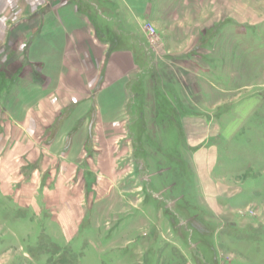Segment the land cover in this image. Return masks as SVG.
I'll list each match as a JSON object with an SVG mask.
<instances>
[{"label":"rangeland","instance_id":"obj_1","mask_svg":"<svg viewBox=\"0 0 264 264\" xmlns=\"http://www.w3.org/2000/svg\"><path fill=\"white\" fill-rule=\"evenodd\" d=\"M71 1L124 82L59 91L26 137L0 76V264H264V0Z\"/></svg>","mask_w":264,"mask_h":264},{"label":"crops","instance_id":"obj_2","mask_svg":"<svg viewBox=\"0 0 264 264\" xmlns=\"http://www.w3.org/2000/svg\"><path fill=\"white\" fill-rule=\"evenodd\" d=\"M57 1L0 0V49H4L5 52V54L3 52L1 54V58L4 57L5 59L0 62V76L5 75L3 78L10 80L11 76L9 75H15L18 83H24L17 98L9 97L7 99L10 108L7 113L3 114L4 118H1L7 122V125L2 129L5 128L3 130L12 136L21 130L27 134L26 137H32L28 132L32 129L44 135L41 121H52L54 109L50 106V101L55 98L54 96H58L57 94L61 90H67L71 93L74 90L79 93L88 92L87 97L83 96L82 101L91 98L93 95L101 104L107 97L106 95L105 99H101L103 90L108 88V84L124 82V78H121L123 77V67H119L118 73L116 68L113 72L110 59L111 57L126 58V56H122L123 53L120 51L118 54H116L118 51L107 54L109 50V46L105 43L107 42V35L105 32L101 34L97 32L99 25L92 18L93 14L91 13L90 19L87 13L82 12L80 7L71 0H64L55 4ZM126 2L125 0H117L121 6L124 4L125 9L122 10L127 13L129 11ZM10 10H16L17 17L12 18L13 14L11 15ZM27 58H29L28 62L23 60ZM33 58L38 60H35L37 61L35 73L32 67ZM105 59L109 60L105 61ZM15 63L19 66L16 67ZM90 64L91 76L86 73L81 81L79 76L81 70L87 71ZM99 67L102 68L96 72ZM105 73H107V78L103 77ZM11 83L13 84L12 79ZM66 99L64 98L60 103L62 105L72 104L69 97ZM119 113L120 111L117 110L118 115L113 120L118 119ZM30 145L32 148L37 143L32 145V142H29ZM44 152H48V149ZM26 154H30V151ZM1 159L3 160V157H0V161H2ZM14 159L15 156L11 159L7 158L0 164L9 163L7 161ZM40 166H42L41 162ZM27 179L25 177V180ZM42 179L41 175L37 181V186H40V192L44 194L43 197L47 199V202L53 204L61 202L62 197L57 199L49 192L48 185L51 183L48 181V177L43 181ZM58 218H60L59 215Z\"/></svg>","mask_w":264,"mask_h":264}]
</instances>
